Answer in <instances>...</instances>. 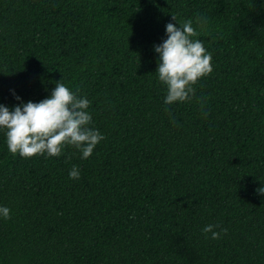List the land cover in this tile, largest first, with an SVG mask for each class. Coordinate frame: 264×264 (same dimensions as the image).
<instances>
[{"label":"trees","instance_id":"1","mask_svg":"<svg viewBox=\"0 0 264 264\" xmlns=\"http://www.w3.org/2000/svg\"><path fill=\"white\" fill-rule=\"evenodd\" d=\"M173 15L206 17L213 71L166 106ZM60 80L105 139L23 158L0 128V264H264V0H0V105Z\"/></svg>","mask_w":264,"mask_h":264},{"label":"clouds","instance_id":"2","mask_svg":"<svg viewBox=\"0 0 264 264\" xmlns=\"http://www.w3.org/2000/svg\"><path fill=\"white\" fill-rule=\"evenodd\" d=\"M172 19L178 21L175 15ZM178 22L179 26L171 22L166 25L167 39L155 46L159 54L156 73L159 82L166 86V106L194 99V86L213 71L212 54L202 41L195 39L200 34L197 27H204L206 17L197 16L196 26L192 19ZM61 80L56 83L50 98L39 103L29 101L16 106L14 110L0 105V128L6 130L10 153L23 158L45 153L49 157H58L66 146H73L82 153L83 159H87L105 139L99 130L89 126L92 123V115L88 111L90 101L78 96ZM16 98L20 99L18 96ZM198 103L202 116L207 119L209 113L205 109V98L200 97ZM165 110H168L167 107ZM69 176L74 180L79 179L80 170L73 166ZM258 192L264 194V187ZM0 216L11 219L10 209L0 206ZM216 228H220V231H215ZM202 231L205 238L211 233V239L217 240L228 230L219 224H209Z\"/></svg>","mask_w":264,"mask_h":264}]
</instances>
